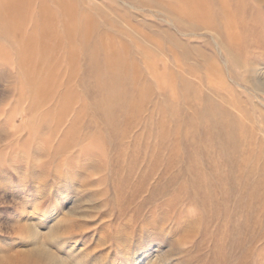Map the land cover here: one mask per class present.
Returning a JSON list of instances; mask_svg holds the SVG:
<instances>
[{
    "label": "rangeland",
    "instance_id": "1",
    "mask_svg": "<svg viewBox=\"0 0 264 264\" xmlns=\"http://www.w3.org/2000/svg\"><path fill=\"white\" fill-rule=\"evenodd\" d=\"M40 245L264 264V0H0V264Z\"/></svg>",
    "mask_w": 264,
    "mask_h": 264
},
{
    "label": "bare ground",
    "instance_id": "2",
    "mask_svg": "<svg viewBox=\"0 0 264 264\" xmlns=\"http://www.w3.org/2000/svg\"><path fill=\"white\" fill-rule=\"evenodd\" d=\"M31 252H32L31 254L32 255L35 254L34 256H37L38 259L41 258V261L43 260V262L50 263V264H62V262H60V260L54 254H52V252L49 251V249L46 246H43V245L37 246L34 249H32ZM149 252L150 250L146 251L145 253L149 254ZM142 259H144V257ZM149 263L150 262H148L147 260L145 261L142 260L141 264H149Z\"/></svg>",
    "mask_w": 264,
    "mask_h": 264
}]
</instances>
